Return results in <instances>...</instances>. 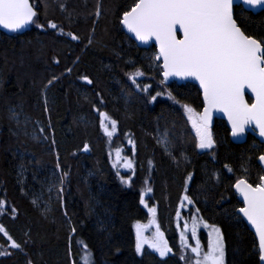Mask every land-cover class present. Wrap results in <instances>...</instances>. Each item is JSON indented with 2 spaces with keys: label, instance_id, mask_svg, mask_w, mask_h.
<instances>
[{
  "label": "trees",
  "instance_id": "1",
  "mask_svg": "<svg viewBox=\"0 0 264 264\" xmlns=\"http://www.w3.org/2000/svg\"><path fill=\"white\" fill-rule=\"evenodd\" d=\"M30 1L33 23L0 27V225L20 245L12 248L0 233L9 250L0 264H195L180 249L176 216L185 212V195L221 230L226 264H260L234 186L239 179L255 186L264 176V145L253 135L233 142L216 119L214 147L197 146L192 120L202 113L201 90L162 83L156 46L140 47L122 24L135 0ZM235 15L247 35L264 42V11L237 6ZM137 71L143 75L134 83ZM102 113L117 122L112 137ZM117 149L132 161L130 183L114 163ZM146 180L172 247L166 256L136 251L134 223L148 215Z\"/></svg>",
  "mask_w": 264,
  "mask_h": 264
},
{
  "label": "snow or ice",
  "instance_id": "2",
  "mask_svg": "<svg viewBox=\"0 0 264 264\" xmlns=\"http://www.w3.org/2000/svg\"><path fill=\"white\" fill-rule=\"evenodd\" d=\"M242 4L252 9H264V0H242ZM36 17L37 12L30 0H0V25L10 31H19L33 23ZM122 23L138 40L148 42L155 39L158 42L159 54L155 59L163 61L162 83L169 77H192L199 81L206 106L192 123L196 128L199 138L197 146L200 149L214 147L215 141L209 125L211 112L215 109L227 114L233 136L243 134L245 126L254 123L260 136L264 137V42L246 35L238 25L234 0H135L131 9L124 12ZM50 27L55 29L57 25L50 23ZM178 28L183 34L181 39L177 38ZM69 36L74 40L78 39L71 33ZM67 71L71 72V69ZM142 75V72L137 71L130 78L135 83V78ZM84 79L89 84L92 83L87 77ZM48 83L51 85L53 81ZM148 87L150 86H145L142 90L147 91ZM245 89L254 94V102L249 103L245 99ZM160 94L158 92L156 95ZM155 99L153 96L152 100ZM183 107L190 114L194 112L187 105ZM189 118L192 119V116ZM101 125L108 137L114 135L117 122L110 119L107 113L101 114ZM84 150H88L87 145ZM116 156L121 159L120 149H117ZM259 159L264 161V156ZM125 167L133 168L132 161H126ZM187 179L191 180V175ZM125 183H130V180ZM235 188L243 197L245 205L239 208V212L255 228L259 260L264 262V176L259 177L255 186L246 179H239ZM145 191L151 192L152 189L149 187ZM184 200L189 204L193 203L187 195ZM143 202L142 199L141 203ZM3 208L5 202L0 201V209ZM151 211L155 214L156 209L152 208ZM136 227V251L139 253L147 241L142 236L143 226L138 224ZM191 232L193 236L196 235V223L192 225ZM0 233L11 241L12 248L20 247L2 225ZM212 234L214 238L210 239L207 251H203L199 240L191 247L195 264H225V245L221 230L213 226L210 235ZM149 246L161 256L171 252L158 225L156 237Z\"/></svg>",
  "mask_w": 264,
  "mask_h": 264
},
{
  "label": "rangeland",
  "instance_id": "3",
  "mask_svg": "<svg viewBox=\"0 0 264 264\" xmlns=\"http://www.w3.org/2000/svg\"><path fill=\"white\" fill-rule=\"evenodd\" d=\"M202 114V113H201ZM121 159H117V156H115L114 159V163L118 166L117 168H119L121 171V175L122 177L125 179L130 178L131 176V171H128V168L125 167V161L126 160L124 155L121 156ZM129 176V177H128ZM150 180H146L144 182V186L145 189L142 190L143 196L141 197V200L143 199V205L145 207V209L147 210V217L144 220H138L134 223V234H135V242L137 240V225H141L142 227V236L143 238L147 241L144 245H143V249L142 251L146 248L149 247L151 249H154L152 247H150V243L153 241V239L156 237V232H157V225L159 226V231L161 233H163V239L167 242V245L169 248H171V252L172 253V247L169 245V242L167 241L166 238V234L164 232V230L161 228L160 223H159V219H158V215H157V208H156V203L152 204L150 203V193L151 192H146L145 190L147 188H151V186L149 185ZM143 183V182H142ZM184 206V210L185 212H183L181 210V212H178L177 217V223L180 225L179 228V234L180 235V249L181 252L183 254V256H185V258L192 263H195V257L194 254L191 252V247H194L196 244V241L199 240L201 248L203 249V251H207L208 250V244L210 239L214 238V234L210 235V233H212V228L214 227H218L217 225L207 221L202 215L198 214L196 212V210L194 208H191L189 206V203L187 204L186 201H183L181 206ZM152 208L156 209L155 214H153V212L151 211ZM196 223V227H197V232L196 235L193 236L192 232H191V228L192 225ZM219 228V227H218ZM222 233V232H221ZM224 241V239H223ZM187 245V246H186ZM225 245V244H224ZM156 250V249H154ZM9 250L4 247V245H2L0 243V253H7ZM141 251V252H142ZM226 264V263H225Z\"/></svg>",
  "mask_w": 264,
  "mask_h": 264
},
{
  "label": "water",
  "instance_id": "4",
  "mask_svg": "<svg viewBox=\"0 0 264 264\" xmlns=\"http://www.w3.org/2000/svg\"><path fill=\"white\" fill-rule=\"evenodd\" d=\"M31 2V1H30ZM237 6H240V7H243L245 10L247 11H250L252 13H259L261 11H264V9H261V8H255V9H252L250 8L249 6L247 5H244L242 4V0H234V13H235V7ZM36 11V10H35ZM123 19V18H122ZM238 23V22H237ZM123 24V23H122ZM29 25V24H28ZM26 25V26H28ZM239 25V24H238ZM25 26V27H26ZM240 26V25H239ZM1 28L7 30V31H10L6 28H4L2 25H0ZM24 27V28H25ZM123 27L125 29V31L138 43V45L140 47H149L150 45H155L156 48H157V51H158V54H159V44L157 41H155V39H152L148 42H143V41H140L138 40L136 37H135V34L134 33H131L128 31L127 27L123 24ZM23 29V28H22ZM242 29V28H241ZM21 30V29H20ZM243 30V29H242ZM12 32V31H11ZM246 34V33H245ZM247 35V34H246ZM183 36L182 34V31L179 30L178 28V31H177V38L178 39H181ZM252 37V36H251ZM255 38V37H253ZM256 39V38H255ZM162 62V68H163V61L162 59L159 60ZM164 78V76H163ZM173 81H176L177 83L179 84H183V83H186V82H191V83H194L196 84L200 90H201V95H202V100H203V90L202 88L200 87L199 85V81L198 80H195L194 78L192 77H188V78H181V77H169L167 79V81L165 82L166 84H169L170 82H173ZM249 98L252 100L250 101ZM245 99L249 102V103H252L254 102L255 100V97H254V94L251 93V91L249 89H245ZM205 103H204V100H203V109H202V113H203V110H204V107H205ZM216 119H222L226 122V125L228 126V128L230 129L231 131V138H232V141L235 142V143H243L246 141V138L248 136L249 133L253 134L258 140L259 142H261L263 145H264V137L260 136L259 134V129L258 127L253 123V124H249V125H246L245 126V132L241 135H237V136H233L232 134V126H231V122L228 120V116L226 113L220 111L219 109H215L211 112V121H210V125L209 126H213L214 123H215V120ZM261 156H264V152ZM258 163L260 164V166L262 167V169L264 170V161H261L260 159H258ZM236 184V183H235ZM234 189H235V192L237 193V197L238 199L241 201L242 203V207H244V202H243V197L239 194V192L236 190L235 186H234ZM241 208V207H240ZM238 213L241 215V217L244 219L246 225L248 226L249 230L254 234L256 240H257V243H258V236L256 235V232H255V228L247 221V219L245 217H243V214L239 212V209H238ZM260 264H264V262H261L260 261Z\"/></svg>",
  "mask_w": 264,
  "mask_h": 264
},
{
  "label": "flooded vegetation",
  "instance_id": "5",
  "mask_svg": "<svg viewBox=\"0 0 264 264\" xmlns=\"http://www.w3.org/2000/svg\"><path fill=\"white\" fill-rule=\"evenodd\" d=\"M250 101H252V100H250ZM215 122H216V120H215ZM215 124V123H214ZM214 126V125H213ZM209 127H211V126H209ZM230 134H231V131H230ZM249 135H253V134H251V133H249L248 134V136H247V138H246V140L248 139V137H249ZM254 136V135H253ZM255 137V136H254ZM256 138V137H255ZM257 139V138H256ZM231 140H232V138H231Z\"/></svg>",
  "mask_w": 264,
  "mask_h": 264
}]
</instances>
